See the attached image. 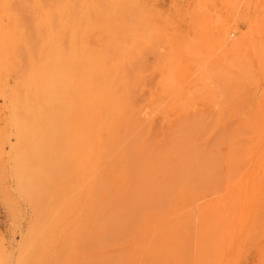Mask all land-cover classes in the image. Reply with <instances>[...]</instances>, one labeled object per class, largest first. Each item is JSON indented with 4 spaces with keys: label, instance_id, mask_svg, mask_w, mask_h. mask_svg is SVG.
Listing matches in <instances>:
<instances>
[{
    "label": "rangeland",
    "instance_id": "374dc122",
    "mask_svg": "<svg viewBox=\"0 0 264 264\" xmlns=\"http://www.w3.org/2000/svg\"><path fill=\"white\" fill-rule=\"evenodd\" d=\"M36 2L0 0V264H264V0Z\"/></svg>",
    "mask_w": 264,
    "mask_h": 264
},
{
    "label": "bare ground",
    "instance_id": "6f19581e",
    "mask_svg": "<svg viewBox=\"0 0 264 264\" xmlns=\"http://www.w3.org/2000/svg\"><path fill=\"white\" fill-rule=\"evenodd\" d=\"M9 1H10V0H9ZM24 1H25V0H24ZM29 1H30V0H29ZM41 1H42V0H41ZM31 2H32V1H31ZM31 2H30V3H31ZM35 2H36V0H35ZM43 2H44V1H43ZM43 2H42V3H43ZM52 2H53V1H52ZM38 3H39V1H38ZM36 4H37V2H36ZM34 5H35V4H34ZM37 5H38V4H37ZM1 6H3V5H1ZM3 7H4V6H3ZM3 7H2V8H3ZM37 7H38V6H37ZM2 8H1V9H2ZM39 8H40V7H39ZM28 9H29V8H28ZM3 10H4V9H3ZM40 10H42V8H41ZM4 12H5V11H4ZM14 12H15V11H14ZM47 12H48V11H47ZM54 13H55V12H54ZM65 13H66V12H65ZM0 14H1V13H0ZM55 14H56V13H55ZM38 15H39V14H38ZM45 15H46V14H45ZM26 16H27V15H26ZM62 16H63V15H62ZM56 18H57V17H56ZM7 19H8V18H7ZM57 19H58V18H57ZM1 20H2V19H1ZM8 20H9V19H8ZM4 21H5V20H4ZM8 22H9V21H8ZM8 22H7V23H8ZM58 22H59V19H58ZM2 23H3V21H2ZM16 23H17V22H15V24H16ZM5 24H6V23H5ZM8 24H9V23H8ZM58 24H59V23H58ZM3 26H4V28H6V25L3 24ZM12 26H13V25H12ZM24 26H25V25H24ZM25 27H27V26H25ZM1 28H2V27H1ZM4 28H3V29H4ZM12 28H13V27H12ZM8 29H9V28H7V29H5V30L7 31ZM9 30H10V29H9ZM12 30H13V29H12ZM17 30H18V29H17ZM2 31H3V30H2ZM18 31H19V30H18ZM67 31H68V30H67ZM4 32H5V31H4ZM7 32H8V31H7ZM7 32H5V33H7ZM11 32H12V31H11ZM62 32H63V31H62ZM14 33H15V31L13 32V34H14ZM16 33H17V32H16ZM64 33H65V32H64ZM66 33H67V32H66ZM13 34H12V35H13ZM48 34H49V33H48ZM48 34H47V35H48ZM228 34H229V33H228ZM8 35H9V33H8ZM8 35H7V36H8ZM12 35H11V36H12ZM47 35H46V36H47ZM55 35H56V34H55ZM226 35H227V34H226ZM2 36H4V33H3ZM7 36H5V37L8 38ZM9 36H10V35H9ZM15 36H16V35H15ZM15 36H14V40H15ZM49 36H51V35L49 34ZM49 36H48V37H49ZM59 38H60V37H59ZM9 39H11V37H10ZM16 39H17V38H16ZM20 39H21V38H20ZM38 39H39V38H38ZM46 39H47V38H46ZM219 39H221V38L219 37ZM229 39H230V38H229ZM5 40H6V39H5ZM50 42H51V41H50ZM12 43H13V42H12ZM51 43H52V42H51ZM51 43H48V44L50 45ZM61 43H62V42H61ZM69 43H70V42H69ZM48 44H46V46H47ZM54 44H55V43H54ZM1 45H2V44H1ZM1 45H0V46H1ZM7 45H9V44H7ZM49 45H48L47 47H49ZM61 45H62V44H61ZM50 46H51V48H52V44H51ZM1 47H3V46H1ZM5 47H6V45H5ZM65 47H66V46H65ZM70 47H72V46H70ZM80 48H81V47H80ZM3 49H4V48H3ZM8 49H10V47H9ZM22 49H23V48H22ZM24 49H25V48H24ZM47 49H48V48H47ZM47 49H46V50H47ZM49 49H50V48H49ZM69 49H71V48H69ZM4 50H5V49H4ZM2 51H3V50H2ZM52 51H53V50L51 49V52H52ZM4 52H5V51H4ZM4 52H3V53H4ZM6 52H7V50H6ZM6 52H5V53H6ZM47 52L49 53V50H48ZM48 53H47V56L49 55ZM58 53H60V52H58ZM7 54H8V53H7ZM7 54H6V55H7ZM68 54H70V53H68ZM68 54H67V55H68ZM7 56H8V55H7ZM7 56H5V57H7ZM47 56H46V58L49 59V57H47ZM49 56H50V55H49ZM58 56H59V55H58ZM42 57H43V56H42ZM67 57H68V56H67ZM7 59H8V57H7ZM9 59H10V58H9ZM36 59H37V58H36ZM53 60H54V59H53ZM7 61H8V60H7ZM37 61H38V60H37ZM48 61H49V60H48ZM57 61H58V60H57ZM76 61H77V60H76ZM76 61H75V62H76ZM58 62H59V61H58ZM68 62H69V61H68ZM68 62H67V63H68ZM1 63H2V60H1ZM53 63H54V62H53ZM65 64H66V63H65ZM79 64H80V63H79ZM8 65H9V64H8ZM44 65H45V64H44ZM44 65H43V66H44ZM48 65H49V64L46 63V67H47ZM56 65H57V64H56ZM62 65H63V64H62ZM69 65H70V64H69ZM71 65H72V63H71ZM73 65H74V64H73ZM5 66H6V65H5ZM10 66H11V65H10ZM7 67H8V66H7ZM46 67H45V69H47ZM48 67H49V66H48ZM60 67H62V66H60ZM60 67H59V68H60ZM68 67H69V66H68ZM72 67H73V66H72ZM75 67H76V66H75ZM49 68H50V67H49ZM62 68H64V67H62ZM65 68H67V67H65ZM65 68H64V69H65ZM77 68H78V67H77ZM77 68H76V69H77ZM5 69H6V68H5ZM21 69H22V68H21ZM76 69H75V70H76ZM42 70L46 72V70H44V69H42ZM47 70H48V69H47ZM67 70H68V69H67ZM67 70H66V71H67ZM2 71H3V70H2ZM39 71H40V70H39ZM39 71H38V72H39ZM55 71H56V70H54V72H55ZM70 71H72V70H70ZM68 72H69V70H68ZM66 73H67V72H66ZM46 74H47V73H46ZM64 74H65V73H64ZM73 74H74V73H73ZM7 75H9V74H7ZM37 75H38V73H37ZM56 75H57V74H56ZM0 76H1V72H0ZM39 76H40V75H39ZM54 76H55V75H53V77H54ZM1 77H3V76H1ZM8 77H9V76H7V79H8ZM43 77H44V75H43ZM65 79H66V77H65ZM67 79H68V78H67ZM67 79H66V80H67ZM71 80H72V79H71ZM0 81H1V80H0ZM68 81H70V80L68 79ZM3 82H5V81L3 80ZM3 82H2V83H3ZM35 82H36V80H35ZM2 83H0V84H2ZM3 84H4V83H3ZM76 84H77V83H76ZM6 85H7V84H6ZM20 85H21V84H20ZM31 85H32V83H31ZM11 86H12V85H10V87H11ZM40 86H41V85H40ZM40 86H39V87H40ZM2 87H3V86H2ZM6 87H8V86H6ZM14 87H15V86H14ZM44 88H45V87H44ZM8 89H9V88H8ZM10 89H11V88H10ZM12 89H13V88H12ZM36 89H37V91L39 92L38 88H36ZM13 90H14V89H13ZM78 90H79V89H78ZM9 91H10V90H9ZM67 91L69 92V90H67ZM5 92H6V91H5ZM12 92H13V91H12ZM15 92H16V91H15ZM64 92H65V91H64ZM72 92H73V91H72ZM79 92H80V91H79ZM107 92H108V91H107ZM62 93H63V92H62ZM104 93H106V92H104ZM5 94H6V93H5ZM8 94H9V93H8ZM37 94H38V93H37ZM39 94H40V93H39ZM63 94H64V93H63ZM11 95H12V93H11ZM50 95H51V93H50ZM66 95H68V93L65 94L64 96H66ZM106 95H107V94H106ZM117 95H118V94H117ZM6 96H8V95H6ZM75 96H76V95H75ZM86 96H87V94H86ZM1 97H2V96H1ZM20 97H21V96H20ZM36 97H37V96H36ZM70 97H71V96H70ZM84 97H85V95H84ZM97 97H98V96H97ZM108 97H110V96H108ZM122 97H124V96H122ZM9 98H10V97H9ZM18 98H19V97H18ZM39 98H40V95H39ZM4 99H5V98H4ZM10 99H11V98H10ZM13 99H14V97H13L11 100L13 101ZM81 99H82V98H81ZM85 99H86V98H85ZM90 99H91V98H90ZM104 99H107V98L104 97ZM123 99H124V98H123ZM8 100H9V99H8ZM8 100H7V101H8ZM59 100H60V99H59ZM64 100H66V99L63 98L62 101H64ZM76 100H77V99H76ZM76 100H75V101H76ZM7 101H6V102H7ZM15 101L17 102L18 100L15 99ZM87 101H89V100H87ZM116 101H117V100H116ZM6 102H5V103H6ZM8 102H9V101H8ZM10 102H11V101H10ZM26 102H27V101H26ZM50 102H51V101H50ZM50 102L48 101V103H50ZM66 102H67V100H66ZM66 102H65V104H66ZM5 103H4V105H5ZM92 103H93V101H92ZM102 103L104 104V101H103ZM13 104H14V103H13ZM27 104H28V103H27ZM75 104H76V103H75ZM87 104H88V103H87ZM95 104H96V103H95ZM59 105H60V104H59ZM84 105H85V104H84ZM88 105H89V104H88ZM101 105H102V104H101ZM18 106H20V105H18ZM24 106L26 107L25 104H24ZM48 106H49V105H48ZM64 106H65V105H64ZM7 107H8V106H7ZM9 107L11 108V106H9ZM12 107H14V106H12ZM38 107H39V106H38ZM49 107H50V106H49ZM60 107H62V106H60ZM80 107H81V105H80ZM86 107H88V106H86ZM104 107H107V105L104 106ZM58 108H59V106H57V109H58ZM19 109H20V108H19ZM23 109H24V108H23ZM23 109H22V111H23ZM49 109H50V108H49ZM61 109H64V108H61ZM58 110H60V109H58ZM26 111H27V110H26ZM49 111H50V110H49ZM60 111H62V110H60ZM65 111H66V108H65ZM76 111H77V110H76ZM9 112H10V111H9ZM47 112H48V111H47ZM84 112H85V111H84ZM25 113H26V112H25ZM28 113H30V112L28 111ZM44 113H45V112H44ZM59 113H60V112H59ZM82 113H83V111H82ZM140 113H141V112H140ZM14 114H15V113H14ZM49 114H50V113H49ZM73 114H74V111H73ZM24 115H25V114H24ZM26 115H27V114H26ZM28 115H29V114H28ZM85 115H86V114H85ZM11 116H12V115H11ZM44 116H45V115H44ZM104 116H105V115H104ZM13 117H14V116H12V118H13ZM15 117H16V116H15ZM28 117H31V116H28ZM28 117H27V118H28ZM42 117H43V114H42ZM45 117H46V116H45ZM10 118H11V117H10ZM10 118H9V119H10ZM27 118H26V119H27ZM31 118H32V117H31ZM46 118H47V117H46ZM83 118H84V116H83ZM13 119H15V118H13ZM101 119H102V118H101ZM11 120H12V119H11ZM45 120H46V119H45ZM88 120H89V119H88ZM12 121H14V120H12ZM84 122H85V121H84ZM10 123H11V121H10ZM98 123H100V121H99ZM12 124H13V123H12ZM16 124H17V122H16L15 124H13V125H16ZM20 124H21V126H22L23 123H20ZM20 124H17V126H18V125L20 126ZM100 124H102V122H101ZM13 125H12V126H13ZM17 126H16V127H17ZM19 126H18V128H19ZM21 126H20V127H21ZM50 126H51V125H50ZM22 127H23V126H22ZM22 127H21V129H22ZM18 128H16V129H18ZM52 131H53V130H52ZM17 132H18V130H17ZM55 135H57V134H55ZM107 137H108V136H107ZM95 142H96V141H95ZM97 145H98V144H97ZM97 145H95V147H97ZM84 153H85V152H84ZM102 155H103V154H102ZM96 162H97V161H96ZM81 164H82V163H81ZM97 164H98V163H97ZM104 165H105V164H104ZM98 171H99V170H98ZM99 175H100V173H99ZM107 178H108V177H107Z\"/></svg>",
    "mask_w": 264,
    "mask_h": 264
}]
</instances>
